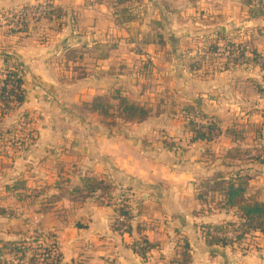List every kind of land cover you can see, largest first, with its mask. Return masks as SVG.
<instances>
[{
  "label": "crops",
  "instance_id": "obj_1",
  "mask_svg": "<svg viewBox=\"0 0 264 264\" xmlns=\"http://www.w3.org/2000/svg\"><path fill=\"white\" fill-rule=\"evenodd\" d=\"M232 1L0 0V70L10 55L25 94L19 107L0 117V197L17 181L21 187L13 195L73 189L58 201L69 207L67 220L50 222L51 214L44 215L62 241V264H179L186 241L190 264H264L261 231L249 235L248 250L207 245L203 225L238 215L222 206L205 210L197 181L214 174L206 148L225 144L227 150L234 142L225 134L213 143L190 142L182 111L191 106L222 118L252 110L247 104L259 68L219 63V71L206 70L194 37L225 32ZM48 2L59 15L41 26L13 27L9 15ZM113 90L163 112L114 123L90 110L95 97ZM168 98L176 115L166 108ZM86 177L106 179L113 186L110 200L76 197ZM250 177L249 194L264 202V172ZM123 189L133 208L131 233L113 229ZM141 237L156 245L146 257L132 246Z\"/></svg>",
  "mask_w": 264,
  "mask_h": 264
},
{
  "label": "rangeland",
  "instance_id": "obj_2",
  "mask_svg": "<svg viewBox=\"0 0 264 264\" xmlns=\"http://www.w3.org/2000/svg\"><path fill=\"white\" fill-rule=\"evenodd\" d=\"M46 4L52 3L48 2ZM229 9L231 15L230 19L225 21V32L217 29L213 35L197 34L194 37L195 41L200 42L202 55L209 67L206 70L219 71V67L217 66L219 63H221L219 64L221 66H227V64L236 65L241 62L243 64L251 63L259 68L257 72H253V77H255L254 79L258 85H252V94L250 95L252 98L251 100L248 99L247 104V108L251 107L252 110L247 111L245 114H229L222 118L206 117L201 112L196 111L195 118L198 122L206 120L208 124L214 122L217 125L218 134L208 142L213 143L222 134H225V137L234 142L231 148L237 149L232 154L235 157H231L227 154V151L231 148L226 150L227 146L225 144L221 148L217 147L215 151H213L211 146L207 147L205 154L211 160L209 173L213 174L216 171H223L224 173L231 174L232 172L241 171L243 174L250 176V174L255 175L264 172V163L262 162L264 159V92L260 91V87L264 89V68L262 67L263 65H259L261 58L264 56V0H233L231 5H229ZM54 25H57V23ZM236 45L240 49H244L245 52L247 51L246 45H248L250 47L248 51L253 55L252 58L243 62L245 59L242 57L238 61L237 59L220 54L223 53V49L230 48L232 50ZM219 48L220 52L217 50ZM247 90L249 89L246 88L245 92ZM256 90L258 92L257 96H255ZM167 100L166 108L169 110V114L176 115V110L174 109L176 106L175 102L169 98ZM225 140L227 143V139ZM208 180H198L197 188H201L202 192H205V185ZM16 183L15 189L16 187L20 188L21 184L18 185V181ZM12 185H7L8 188L5 189V195L0 197V208L10 213V218H6L5 214L0 215V239L14 241L17 245L25 246L27 253L24 256L22 252H19L17 255L14 253L6 254L1 258L2 264H49L51 258L47 254L53 248V245L60 252L62 259V241L59 239L56 230H51L44 224V215L47 213L51 214L50 222L57 218L60 221L67 220L69 207L63 206L64 204L59 206L58 201L64 193L71 194L73 189L69 190L70 188H66V190H61L57 193V191L50 187L47 190H43V193L35 191L27 193V191L20 190L18 193L16 192V195H13L14 187ZM76 194V197L84 198L80 194ZM119 194L122 195L119 198L126 199L127 191L125 189L121 190ZM211 195H214V197L208 196L204 207L209 213L213 212L212 209H218L222 206L221 196L219 194ZM248 195L250 196L249 193ZM105 198L109 199L108 196ZM18 213L24 215V217L19 216ZM238 220L231 222H238ZM228 231L238 230L229 229ZM238 232L240 233V231ZM252 232H248L236 244L234 242L232 246L246 250L250 249V245L253 244L249 242L248 238ZM36 247L41 248L44 252L41 251L42 254H37L33 258L32 255ZM8 260L10 262H7Z\"/></svg>",
  "mask_w": 264,
  "mask_h": 264
},
{
  "label": "trees",
  "instance_id": "obj_3",
  "mask_svg": "<svg viewBox=\"0 0 264 264\" xmlns=\"http://www.w3.org/2000/svg\"><path fill=\"white\" fill-rule=\"evenodd\" d=\"M59 9L52 5H48L46 9V17L59 15ZM22 30L25 27H18ZM24 30V29H23ZM244 51V49H243ZM5 65L0 70V82L11 80L17 83L18 91L16 93L19 106L24 102L25 94L23 89V78L20 73L18 65L12 62L10 55H4ZM12 63V64H11ZM11 65V66H10ZM264 68V65L262 66ZM3 76H5L3 78ZM260 91L264 92V89L260 87ZM1 99V97H0ZM116 100L117 103H113ZM6 106H9V101L4 100ZM91 111H98L102 116L113 117L120 119L123 122H141L149 118L153 114H160L163 109L158 107L156 111L152 106L144 105L135 101H131L129 98L120 94V91L113 90L107 95L97 96L90 104ZM182 111L186 120V127L191 134L190 142L197 141H211L212 131L217 129V125L214 122L205 124L196 120V111L191 106L182 108ZM166 145L173 147L175 143L164 141ZM236 148H231L227 151V154L231 157ZM227 155V156H228ZM250 176L243 174L241 171L232 172L231 174L224 173L223 171H216L212 178L206 182L205 192L199 194V198L214 197L209 193L219 194L221 196L222 207L226 209H236L238 215V222L225 221L223 223H207L203 225V236L207 245L214 246H227L232 245L234 242L225 236L220 234L228 231L229 229H236L240 231L238 239L244 237L250 231H261L264 233V202L258 201L254 196L248 195ZM75 191L83 196L98 195V198H104L106 196L112 197L113 186L104 178H92L86 177L83 180L81 187H76ZM127 198V197H126ZM123 199L118 207V215L115 218L113 229L120 232H132V219L133 208L129 203L124 202ZM5 213V209L0 208V215ZM124 218L121 220L120 217ZM125 229H121V228ZM132 246L136 252L146 257L147 252L155 248L156 245L150 242L146 237H141L139 240L133 241ZM184 250L181 252L179 259L176 261L179 264H190L191 255L189 253V244L186 241L183 245ZM43 251L41 248L36 247L32 255L33 258ZM19 252L26 255V247L17 245L14 241H4L0 239V264H2V257L9 253L17 255ZM44 252V251H43ZM42 254V253H41ZM7 262H10L9 260Z\"/></svg>",
  "mask_w": 264,
  "mask_h": 264
},
{
  "label": "built area",
  "instance_id": "obj_4",
  "mask_svg": "<svg viewBox=\"0 0 264 264\" xmlns=\"http://www.w3.org/2000/svg\"><path fill=\"white\" fill-rule=\"evenodd\" d=\"M48 5L46 3L38 4V5H28L23 6L17 11H15L12 15H9L13 19L11 20V23H13V27H23L29 24H35L40 25L45 17H46V9ZM10 21V19H9ZM250 47L246 45L247 51H243V49H240L237 45L232 50L230 48L223 49L222 56L231 57L233 59H237L240 61V58L242 57L245 59L243 62H246L249 60V58H252V53L248 51ZM220 52V48L217 49ZM247 57V58H245ZM242 63V62H241ZM259 65H264V56L261 58ZM5 76H3L4 78ZM18 91L17 83L11 81V80H5L0 82V117L10 112L12 109H15L19 107V102L17 100L16 93ZM4 100L9 101V106H6L4 103ZM205 124H208V121L203 120L201 121ZM218 134V129H215L212 131V137H216ZM6 218H10V213L6 211L5 213ZM19 216L24 217V215H21L18 213ZM124 217L121 216L120 219L122 220ZM125 229V228H121ZM238 231H226L221 236H225L230 238L235 244L238 242ZM47 256H50L51 261L49 264H62V259L60 256V252L55 249V246L53 245V248L49 250V253Z\"/></svg>",
  "mask_w": 264,
  "mask_h": 264
}]
</instances>
